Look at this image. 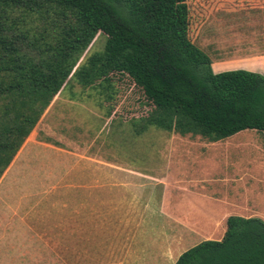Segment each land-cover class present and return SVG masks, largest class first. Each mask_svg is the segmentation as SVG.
Listing matches in <instances>:
<instances>
[{
  "label": "trees",
  "instance_id": "16d2710c",
  "mask_svg": "<svg viewBox=\"0 0 264 264\" xmlns=\"http://www.w3.org/2000/svg\"><path fill=\"white\" fill-rule=\"evenodd\" d=\"M189 14L187 0H0V178L70 78L101 94L109 118L117 79L132 82L148 107L125 118L136 134H264V74L214 72L189 37ZM98 33L104 49L77 67ZM175 264H264V220L230 215L222 239L199 242Z\"/></svg>",
  "mask_w": 264,
  "mask_h": 264
},
{
  "label": "rangeland",
  "instance_id": "374dc122",
  "mask_svg": "<svg viewBox=\"0 0 264 264\" xmlns=\"http://www.w3.org/2000/svg\"><path fill=\"white\" fill-rule=\"evenodd\" d=\"M187 3L189 37L198 46L211 25L231 21L242 25L245 35L252 38L253 52H264V0H187ZM106 42V35L98 33L81 55L77 67L91 54L102 51ZM116 89L117 116L109 118L101 94L70 78L44 114L38 135L45 138L47 126L54 141L60 143L57 140L61 139L69 145L66 147L69 151L96 158L99 167L108 163L116 169L135 171L130 173L126 188L115 187L112 192L114 196L126 195L130 210L147 213L159 202L161 194L166 195V210L175 211L179 219L153 221L156 226L167 230L175 239H183V233L188 234L192 226L200 231L188 238L191 241L180 243V249L207 236L201 235V230L207 234V221L202 225L201 220L195 219L207 215V191H219L218 196L228 200L227 207L233 214L264 220L262 132L247 129L218 143L155 127L136 134L125 118L141 116L148 107L143 104L140 90L127 79H117ZM41 157V153L32 155L36 160ZM56 158L57 154L45 151L48 167H54ZM136 172L145 181L134 179ZM103 173L99 171L100 181ZM62 175L57 171L51 173L53 178ZM150 177H167L175 182L161 184ZM106 193L105 187H99V195ZM224 231L225 223L210 239L220 240Z\"/></svg>",
  "mask_w": 264,
  "mask_h": 264
},
{
  "label": "crops",
  "instance_id": "0c3cea01",
  "mask_svg": "<svg viewBox=\"0 0 264 264\" xmlns=\"http://www.w3.org/2000/svg\"><path fill=\"white\" fill-rule=\"evenodd\" d=\"M241 28L231 21L209 27L200 47L211 58L214 72L245 69L264 74V52H253L252 38ZM43 116L0 178V264H175L182 252L199 243L179 248L200 233L194 226L183 239H175L153 222L179 219L175 211L166 210V195L161 194L151 211L141 213L130 210L126 195L112 194L115 187L129 185L132 171L108 163L99 167L96 158L69 151L61 139L58 145L48 142L53 139L47 126L45 138L39 136ZM45 151L57 154L54 167L45 165ZM36 153L42 157L33 159ZM54 171L63 173L62 178L51 177ZM135 174L134 179L145 181L141 173ZM150 178L161 184L172 181ZM99 187L107 193L99 195ZM218 195L207 191V215L195 218L202 225L207 221V234L201 230L207 235L204 240L223 223L226 231V219L235 215L228 200Z\"/></svg>",
  "mask_w": 264,
  "mask_h": 264
}]
</instances>
